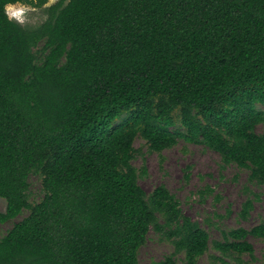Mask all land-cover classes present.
I'll list each match as a JSON object with an SVG mask.
<instances>
[{"label":"trees","instance_id":"1","mask_svg":"<svg viewBox=\"0 0 264 264\" xmlns=\"http://www.w3.org/2000/svg\"><path fill=\"white\" fill-rule=\"evenodd\" d=\"M45 9L10 21L0 0V264H139L151 230L172 242L159 264L254 259L264 220L211 242L164 186L134 166L142 138L219 153L264 186V0H20ZM43 177L44 199L30 202ZM254 200L240 212L248 220ZM163 220V222L161 220Z\"/></svg>","mask_w":264,"mask_h":264},{"label":"rangeland","instance_id":"2","mask_svg":"<svg viewBox=\"0 0 264 264\" xmlns=\"http://www.w3.org/2000/svg\"><path fill=\"white\" fill-rule=\"evenodd\" d=\"M59 1L50 0L47 7ZM27 7L24 25L36 26L46 20L45 9ZM257 132L264 134V124ZM135 146L138 154L134 166L140 173L142 189L151 195L157 188L166 187L180 202L184 215L209 233L211 242L223 240L224 232L240 228L250 231L264 220V186L250 182L249 171L234 164L226 165L219 153L184 140L162 153L152 152L142 138L136 140ZM30 184V202L37 205L45 196L41 174H34ZM248 197L254 200V208L249 219L242 220L240 212ZM6 209V202L0 199V213ZM29 215L25 211L17 220L0 225V240ZM250 242L255 248V257L244 256L246 264H264V239L250 237ZM174 255L172 242L152 229L139 251V264H159ZM217 255L211 248L199 264H217L214 260ZM175 259L178 264L185 263L184 254L176 255Z\"/></svg>","mask_w":264,"mask_h":264},{"label":"clouds","instance_id":"3","mask_svg":"<svg viewBox=\"0 0 264 264\" xmlns=\"http://www.w3.org/2000/svg\"><path fill=\"white\" fill-rule=\"evenodd\" d=\"M5 11L10 21L25 24L26 14L29 12L27 5L17 0V3H9L5 5Z\"/></svg>","mask_w":264,"mask_h":264}]
</instances>
